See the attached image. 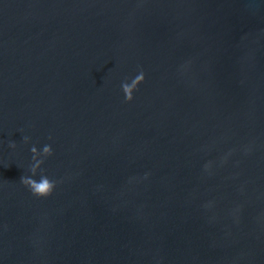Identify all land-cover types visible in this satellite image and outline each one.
<instances>
[{
    "label": "water",
    "instance_id": "water-1",
    "mask_svg": "<svg viewBox=\"0 0 264 264\" xmlns=\"http://www.w3.org/2000/svg\"><path fill=\"white\" fill-rule=\"evenodd\" d=\"M0 264H264V0H0Z\"/></svg>",
    "mask_w": 264,
    "mask_h": 264
},
{
    "label": "clouds",
    "instance_id": "clouds-1",
    "mask_svg": "<svg viewBox=\"0 0 264 264\" xmlns=\"http://www.w3.org/2000/svg\"><path fill=\"white\" fill-rule=\"evenodd\" d=\"M139 79V78H137ZM136 81L133 82V85H129L127 83L122 84V89L125 93V99L127 101H132L133 100V95H132V88L135 86ZM25 139L27 140V137H25ZM12 147H15V143L13 142L11 144ZM32 151L35 152L36 149L35 147L32 148ZM44 152L46 154H51L52 149L50 146H45L44 147ZM34 171V169H33ZM22 183L25 184H30L31 185V189L34 192V194H38L41 196H47L50 195L52 190H53V185L50 183L49 179L47 177H42L41 182L37 183L35 180L30 179L29 177H22L21 178Z\"/></svg>",
    "mask_w": 264,
    "mask_h": 264
}]
</instances>
